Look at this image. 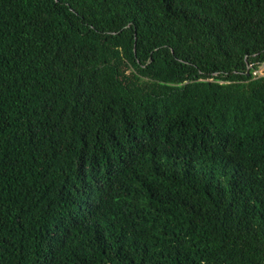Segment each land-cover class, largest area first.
<instances>
[{"label":"trees","instance_id":"obj_1","mask_svg":"<svg viewBox=\"0 0 264 264\" xmlns=\"http://www.w3.org/2000/svg\"><path fill=\"white\" fill-rule=\"evenodd\" d=\"M0 264H264V0H0Z\"/></svg>","mask_w":264,"mask_h":264}]
</instances>
